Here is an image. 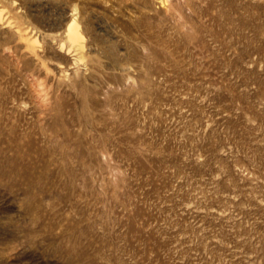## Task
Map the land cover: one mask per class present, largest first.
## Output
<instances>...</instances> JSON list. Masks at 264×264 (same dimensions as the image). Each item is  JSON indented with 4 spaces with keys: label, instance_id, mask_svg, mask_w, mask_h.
Here are the masks:
<instances>
[{
    "label": "rangeland",
    "instance_id": "rangeland-1",
    "mask_svg": "<svg viewBox=\"0 0 264 264\" xmlns=\"http://www.w3.org/2000/svg\"><path fill=\"white\" fill-rule=\"evenodd\" d=\"M0 264H264V0H0Z\"/></svg>",
    "mask_w": 264,
    "mask_h": 264
},
{
    "label": "bare ground",
    "instance_id": "bare-ground-1",
    "mask_svg": "<svg viewBox=\"0 0 264 264\" xmlns=\"http://www.w3.org/2000/svg\"><path fill=\"white\" fill-rule=\"evenodd\" d=\"M165 1H167V0H165ZM163 3V2H162ZM241 16V15H240ZM190 19V18H189ZM178 20V19H177ZM185 20V19H184ZM181 24V23H180ZM179 24V25H180ZM71 25H74V23L72 22L71 24H70V26ZM195 26V25H194ZM191 27H192V25H191ZM194 28V27H193ZM190 30V29H189ZM194 30V29H193ZM157 35V34H156ZM198 35V34H197ZM190 40H192V39H190ZM177 41V40H176ZM228 43H229V41H228ZM215 47V46H214ZM218 50V49H217ZM163 53V52H162ZM217 53V52H216ZM162 55V54H161ZM165 55V54H164ZM168 55V54H167ZM166 56V55H165ZM170 56V55H169ZM176 62H177V60H176ZM175 66V65H174Z\"/></svg>",
    "mask_w": 264,
    "mask_h": 264
}]
</instances>
